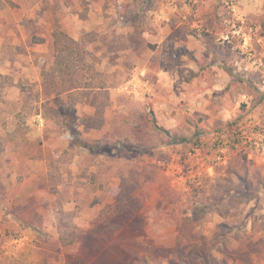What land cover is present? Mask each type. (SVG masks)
I'll return each instance as SVG.
<instances>
[{
  "label": "rangeland",
  "instance_id": "rangeland-1",
  "mask_svg": "<svg viewBox=\"0 0 264 264\" xmlns=\"http://www.w3.org/2000/svg\"><path fill=\"white\" fill-rule=\"evenodd\" d=\"M0 264H264V0H0Z\"/></svg>",
  "mask_w": 264,
  "mask_h": 264
},
{
  "label": "trees",
  "instance_id": "trees-1",
  "mask_svg": "<svg viewBox=\"0 0 264 264\" xmlns=\"http://www.w3.org/2000/svg\"><path fill=\"white\" fill-rule=\"evenodd\" d=\"M52 45L54 53L58 57L54 67L57 74L63 78L64 76H71L76 73L79 69L78 66L82 64V45L68 37L64 32L57 29L52 32ZM151 122L154 124L153 118L151 119ZM59 241L63 246H67L72 242V240L69 242L64 241L63 235L59 236ZM196 250L197 249H195L192 254L200 256L201 254L196 252Z\"/></svg>",
  "mask_w": 264,
  "mask_h": 264
}]
</instances>
